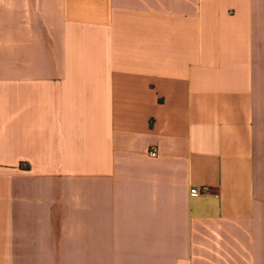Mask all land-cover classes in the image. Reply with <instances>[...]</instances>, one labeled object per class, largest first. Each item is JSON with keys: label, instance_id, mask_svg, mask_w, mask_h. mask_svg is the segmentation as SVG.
<instances>
[{"label": "crops", "instance_id": "1", "mask_svg": "<svg viewBox=\"0 0 264 264\" xmlns=\"http://www.w3.org/2000/svg\"><path fill=\"white\" fill-rule=\"evenodd\" d=\"M0 264H264V0H0Z\"/></svg>", "mask_w": 264, "mask_h": 264}, {"label": "built area", "instance_id": "2", "mask_svg": "<svg viewBox=\"0 0 264 264\" xmlns=\"http://www.w3.org/2000/svg\"><path fill=\"white\" fill-rule=\"evenodd\" d=\"M148 155H149V156H156V151H155V149H150V150H148ZM199 193H200V190H196V191L192 192L193 195H197V194H199Z\"/></svg>", "mask_w": 264, "mask_h": 264}]
</instances>
